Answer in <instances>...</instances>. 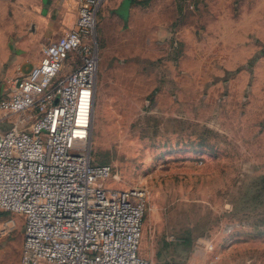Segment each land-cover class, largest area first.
Instances as JSON below:
<instances>
[{
	"label": "rangeland",
	"instance_id": "rangeland-1",
	"mask_svg": "<svg viewBox=\"0 0 264 264\" xmlns=\"http://www.w3.org/2000/svg\"><path fill=\"white\" fill-rule=\"evenodd\" d=\"M17 1L0 0L12 56L20 18L49 14ZM123 3L98 14L90 150L109 187L147 193L142 257L264 264V0H132L125 17ZM21 75L0 60V94ZM23 242L24 217L0 211V264Z\"/></svg>",
	"mask_w": 264,
	"mask_h": 264
},
{
	"label": "built area",
	"instance_id": "built-area-1",
	"mask_svg": "<svg viewBox=\"0 0 264 264\" xmlns=\"http://www.w3.org/2000/svg\"><path fill=\"white\" fill-rule=\"evenodd\" d=\"M105 0H78L74 27L0 94V211L24 217L20 264H151L144 189H116L90 139Z\"/></svg>",
	"mask_w": 264,
	"mask_h": 264
},
{
	"label": "crops",
	"instance_id": "crops-1",
	"mask_svg": "<svg viewBox=\"0 0 264 264\" xmlns=\"http://www.w3.org/2000/svg\"><path fill=\"white\" fill-rule=\"evenodd\" d=\"M73 1L77 4L76 0ZM73 1L45 0L42 10L49 11L48 15L36 14L20 18V24L16 26L17 32L15 33V54L12 56L9 47L4 48L0 43L1 62L3 64L10 62V71L20 72L21 76L30 72L40 63L47 45L62 38L68 30L74 27L77 13L73 15L67 13V10L72 7ZM28 3L29 0H18L16 5L25 7Z\"/></svg>",
	"mask_w": 264,
	"mask_h": 264
},
{
	"label": "water",
	"instance_id": "water-1",
	"mask_svg": "<svg viewBox=\"0 0 264 264\" xmlns=\"http://www.w3.org/2000/svg\"><path fill=\"white\" fill-rule=\"evenodd\" d=\"M132 0H125L122 6V10L120 11L121 14H123L124 16H126L128 8L131 4ZM124 10V12H122Z\"/></svg>",
	"mask_w": 264,
	"mask_h": 264
}]
</instances>
